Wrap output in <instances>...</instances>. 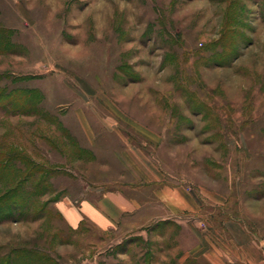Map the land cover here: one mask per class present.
<instances>
[{
	"label": "rangeland",
	"instance_id": "rangeland-1",
	"mask_svg": "<svg viewBox=\"0 0 264 264\" xmlns=\"http://www.w3.org/2000/svg\"><path fill=\"white\" fill-rule=\"evenodd\" d=\"M0 264H264V0H0Z\"/></svg>",
	"mask_w": 264,
	"mask_h": 264
},
{
	"label": "crops",
	"instance_id": "crops-1",
	"mask_svg": "<svg viewBox=\"0 0 264 264\" xmlns=\"http://www.w3.org/2000/svg\"><path fill=\"white\" fill-rule=\"evenodd\" d=\"M158 181V180H152ZM93 199L80 200L78 206L63 205L60 210L68 225L77 228L84 221L102 231L118 228L124 216L134 214L140 208L138 202L120 191L97 192ZM164 205L171 211L180 213H196L197 203L192 195L181 190L162 189L159 195ZM235 230L238 228L234 227ZM239 230V229H238Z\"/></svg>",
	"mask_w": 264,
	"mask_h": 264
},
{
	"label": "trees",
	"instance_id": "trees-1",
	"mask_svg": "<svg viewBox=\"0 0 264 264\" xmlns=\"http://www.w3.org/2000/svg\"><path fill=\"white\" fill-rule=\"evenodd\" d=\"M39 170H40V171H39ZM42 170H44V169L37 167V171H39L40 173H43V172H44V171L41 172ZM44 175L46 176L47 173H44ZM24 182H26V180H25ZM39 183H40V182H37V184H35V185H36V186L34 187V190H35V191H37V188L39 187ZM20 185H23V183L18 182L17 185H15V186H16L15 188L19 187ZM23 187H24V186H22V188H23ZM23 192H24V191H23ZM7 193H8V192H7ZM7 193H6V194H7ZM6 194H5V195H6ZM5 195H4V196H5ZM32 202H33V201H32ZM32 202H31V203H32ZM32 204H33V203H32Z\"/></svg>",
	"mask_w": 264,
	"mask_h": 264
}]
</instances>
